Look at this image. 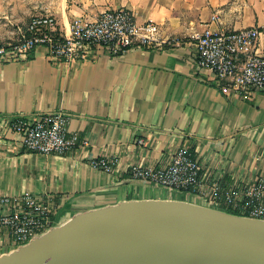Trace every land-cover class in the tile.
Masks as SVG:
<instances>
[{
	"label": "crops",
	"instance_id": "0c3cea01",
	"mask_svg": "<svg viewBox=\"0 0 264 264\" xmlns=\"http://www.w3.org/2000/svg\"><path fill=\"white\" fill-rule=\"evenodd\" d=\"M121 7L140 23L155 21L162 39L181 43L116 56L98 51L75 64L49 61L44 47L27 59L0 60V126L8 118L61 109L69 115V133L80 141L64 155L28 152L18 133L0 127V196L51 199L58 207L54 226L129 200H185L246 216L255 204L264 209V195L253 205L246 195L230 203L213 189L205 196L169 190L128 171L132 163L157 167L187 147L200 161L203 181L219 191H246L264 181V93H224L214 73L197 65L193 45V36L208 25L264 27V0H0L2 17L27 21L20 29L34 14L49 13L61 33L75 19L94 21ZM103 156L114 161L111 172L89 163ZM16 248L1 228L0 257Z\"/></svg>",
	"mask_w": 264,
	"mask_h": 264
},
{
	"label": "built area",
	"instance_id": "2783aa9c",
	"mask_svg": "<svg viewBox=\"0 0 264 264\" xmlns=\"http://www.w3.org/2000/svg\"><path fill=\"white\" fill-rule=\"evenodd\" d=\"M215 20H218L217 16H213L212 21ZM56 24L52 14H34L20 29L16 42L0 45V60L27 59L36 48L44 47L49 61L75 64L94 59L98 51L116 56L136 47L162 48L182 41L178 37L162 39L155 21L140 23L127 7L106 9L94 21L75 19L66 33L59 32ZM263 36L264 27L215 29L208 25L201 34L193 36L195 61L199 67L214 73L216 83L226 94L251 97L257 92L264 93ZM68 122L69 115L58 109L8 118L0 127L18 133L25 151L64 155L75 150L80 143L76 133H69ZM139 143L144 140L140 139ZM89 163L106 172L114 169V161L107 156L92 158ZM201 169L200 161L189 149L179 147L157 167L132 163L128 171L134 179L149 181L169 190L205 196L213 189L217 196L225 195L230 203L246 195L251 205L264 195V181L261 180L246 191L236 188L219 191L216 186L203 181ZM0 207L7 208L0 212V229L9 233L11 242L17 247L51 229L58 208L51 199L33 194L2 195ZM247 216L264 219V209L255 204L251 215Z\"/></svg>",
	"mask_w": 264,
	"mask_h": 264
},
{
	"label": "water",
	"instance_id": "95a60500",
	"mask_svg": "<svg viewBox=\"0 0 264 264\" xmlns=\"http://www.w3.org/2000/svg\"><path fill=\"white\" fill-rule=\"evenodd\" d=\"M0 264H264V219L185 200L80 212Z\"/></svg>",
	"mask_w": 264,
	"mask_h": 264
},
{
	"label": "rangeland",
	"instance_id": "374dc122",
	"mask_svg": "<svg viewBox=\"0 0 264 264\" xmlns=\"http://www.w3.org/2000/svg\"><path fill=\"white\" fill-rule=\"evenodd\" d=\"M2 16L3 15L0 13V45H8L18 40L20 36L19 29L27 21L16 22L9 19L10 17Z\"/></svg>",
	"mask_w": 264,
	"mask_h": 264
}]
</instances>
